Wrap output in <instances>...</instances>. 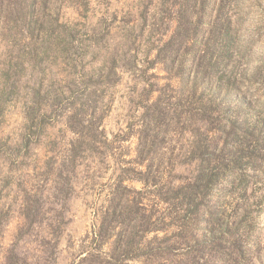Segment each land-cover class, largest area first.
I'll list each match as a JSON object with an SVG mask.
<instances>
[{"label":"rangeland","instance_id":"obj_1","mask_svg":"<svg viewBox=\"0 0 264 264\" xmlns=\"http://www.w3.org/2000/svg\"><path fill=\"white\" fill-rule=\"evenodd\" d=\"M0 264H264V0H0Z\"/></svg>","mask_w":264,"mask_h":264},{"label":"trees","instance_id":"obj_2","mask_svg":"<svg viewBox=\"0 0 264 264\" xmlns=\"http://www.w3.org/2000/svg\"><path fill=\"white\" fill-rule=\"evenodd\" d=\"M189 1H191V0H189ZM180 34H182V33H180ZM201 60H205V55H200V56H198L196 59H195V61H196V66L200 63V61ZM202 72H204V73H206L205 72V70H201ZM238 117H239V113L238 112H236L235 113V115H234V117H233V121L229 124V126H227V129H226V138H228L230 135L229 134H235V133H237V132H239V130H241L242 128H243V126H246V122H243V120H241V122L242 123H239V120H238ZM250 128H252V127H250ZM247 130H248V128H247ZM251 130H253V128L251 129ZM224 145H225V143H224ZM243 144H241V143H238L237 144V148H238V152L237 153H240L241 152V147H243L242 146ZM214 146V145H213ZM212 146V147H213ZM211 146H209V145H207L206 147H204L205 149L203 150L205 153H206V155L208 156L207 158H209V159H203V161L204 162H206L207 161V163H209L211 160H213L214 159V156H213V148H212ZM225 147H228V146H224V148ZM256 146L253 148V151L254 152H257L256 151ZM226 150V149H225ZM222 151H224V149H222ZM236 152V151H235ZM229 153H230V155H229ZM228 153V155L231 157V156H233L234 154H232L231 152H229ZM227 153H226V151H224L222 154H221V156L218 158V161H220V162H225V160H226V158L228 157V155H226ZM211 157V158H210ZM229 157V158H230ZM233 159V158H232ZM231 159V160H232ZM240 182H242V183H240L241 184V188H243V190L244 189H246V186H245V184L246 183H243V181L242 180H240ZM244 184V185H243ZM216 218V217H215Z\"/></svg>","mask_w":264,"mask_h":264}]
</instances>
